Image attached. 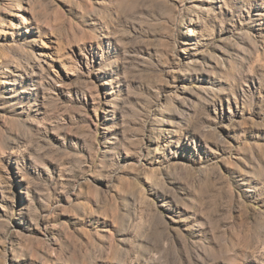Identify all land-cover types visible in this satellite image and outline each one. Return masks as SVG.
<instances>
[{
  "label": "rangeland",
  "instance_id": "1",
  "mask_svg": "<svg viewBox=\"0 0 264 264\" xmlns=\"http://www.w3.org/2000/svg\"><path fill=\"white\" fill-rule=\"evenodd\" d=\"M0 264H264V0H0Z\"/></svg>",
  "mask_w": 264,
  "mask_h": 264
}]
</instances>
